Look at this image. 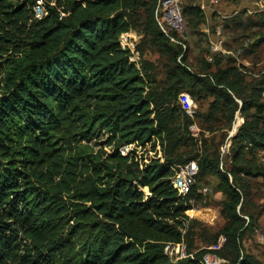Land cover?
<instances>
[{
	"label": "trees",
	"instance_id": "16d2710c",
	"mask_svg": "<svg viewBox=\"0 0 264 264\" xmlns=\"http://www.w3.org/2000/svg\"><path fill=\"white\" fill-rule=\"evenodd\" d=\"M156 1L149 35L171 45L170 85L160 89L121 44L142 0H45L41 18L35 0H0V264H202L208 248L189 244L194 258L178 261L164 252L167 242H190L200 194L180 166L192 160L196 177L216 176L225 196L228 248L220 255L264 264L243 244L255 225L244 215L247 178L264 177V165L246 157L264 149V81L247 93L230 55L192 71L186 39L162 30ZM184 13L205 19L199 6ZM184 88L212 96V107L233 118L241 111L231 167L216 150L176 153L193 124L178 104ZM96 144L110 150L96 152Z\"/></svg>",
	"mask_w": 264,
	"mask_h": 264
},
{
	"label": "rangeland",
	"instance_id": "374dc122",
	"mask_svg": "<svg viewBox=\"0 0 264 264\" xmlns=\"http://www.w3.org/2000/svg\"><path fill=\"white\" fill-rule=\"evenodd\" d=\"M35 15L41 18L47 14L45 0H35ZM183 10L186 6H198L200 0H180ZM28 4V2L26 3ZM25 6V5H24ZM152 2L151 0H142V4L135 9L131 15L132 27L122 36V44L136 49L139 53V69L143 74L148 75L149 85L154 89H160L170 85L168 69L171 66V55L169 52L170 44L167 46L155 45L150 31V16ZM220 10L224 14H233L237 11L238 15L233 19L223 20L218 15H214L210 21L203 20L195 15L184 13V31L187 41L185 50L188 51V65L195 73L201 74L205 70L204 60L209 52L212 41L217 39L216 28L219 24H223V36L226 40V48L234 50L243 46L245 53L244 61L247 64L245 71H239L242 76V82L247 90L251 92L253 86L264 81V3L263 0H221ZM156 10H159L156 1ZM149 11V12H148ZM159 12V11H158ZM163 26L168 30L166 19L162 15L159 16ZM164 20V22H163ZM209 32L211 34L209 35ZM230 61L222 59L221 68H227ZM213 66L210 70H214ZM3 73L0 75V78ZM2 82V81H1ZM1 86V83H0ZM264 86L261 85V87ZM1 91V89H0ZM182 92H188L186 88ZM196 104L195 117L190 118L196 124L199 132L198 137L187 135L185 140L176 153L182 154L184 157L192 156L216 150L221 156L222 165L229 168L232 166V138L237 133L236 115L243 118L241 111L236 112L234 118L228 111L223 108H214L212 103L214 98L206 95L197 99L191 95ZM241 101V100H239ZM264 101V96H262ZM242 102V101H241ZM181 108L182 104L179 103ZM254 112V109H250ZM244 119V118H243ZM261 128L264 130V119ZM192 136L193 139H190ZM95 151L110 148L104 145L94 146ZM162 160L165 159V153L161 152ZM247 158H253L257 163L264 165V149L259 148L252 153L246 155ZM244 176V175H243ZM191 186H197V194H200L193 201V212L188 222V232L190 234V242L192 250L208 248L212 251L227 253V238L221 233V230L228 224V219L223 211V200L225 196L216 190L215 186L218 182L216 176H208L199 180L197 177L189 179ZM248 188L244 200V215H253L255 220L254 228L249 230L244 236L243 244L245 250L252 254L260 262L264 263V246L257 242L255 229L264 228V177H248ZM209 187L210 190L204 192V188ZM147 190V189H146Z\"/></svg>",
	"mask_w": 264,
	"mask_h": 264
},
{
	"label": "built area",
	"instance_id": "2783aa9c",
	"mask_svg": "<svg viewBox=\"0 0 264 264\" xmlns=\"http://www.w3.org/2000/svg\"><path fill=\"white\" fill-rule=\"evenodd\" d=\"M159 5V10H157L158 15V21L162 28V30L169 35V33L174 30L177 31L181 36H185L186 33L184 31V14H183V8L181 5L180 0H157ZM221 0H200L198 3V6L200 8V11L202 14H204V17L206 21H210L209 19H212L214 15H218L223 20L233 18L238 14L237 11L233 12V14H224L219 6H220ZM264 3V0H263ZM159 11V12H158ZM162 15L165 21H167V25L170 27V29H166L162 21L159 20V16ZM164 22V20H163ZM223 24H219L216 28V36L217 39L215 41L211 42L209 52L206 55V59H208V62H213L216 55H230L233 57L235 64L240 68V70H244L247 64L244 61V53L245 48L243 46L237 47L234 50H229L226 48V40L223 36ZM211 32H209V35ZM122 36H125L124 34ZM122 36H121V44H122ZM172 40H175L173 37ZM123 47H127L122 44ZM129 47V46H128ZM130 48V47H129ZM131 49V48H130ZM132 56L131 61H134L139 65L140 56L136 49H131ZM245 71V70H244ZM264 96V94H263ZM180 101L182 104V107L184 111L188 114V116L192 119L195 117V102L194 99L191 97L189 92H182L180 94ZM191 135L193 137H198L199 132L198 128L195 123L191 124L189 126ZM160 155V154H159ZM160 157V156H159ZM181 173L185 174L189 179L196 178L199 172V164L197 160H192L184 165L180 166ZM210 190L209 187L204 188V192ZM255 235L257 242L264 246V228L255 229ZM165 254L172 260V261H178L187 257L194 258V253L189 252L188 244L186 241H183L181 243H173V242H167L165 243L164 247ZM201 263L202 264H230V261L221 256L218 252L208 250L203 253L201 257Z\"/></svg>",
	"mask_w": 264,
	"mask_h": 264
},
{
	"label": "water",
	"instance_id": "95a60500",
	"mask_svg": "<svg viewBox=\"0 0 264 264\" xmlns=\"http://www.w3.org/2000/svg\"><path fill=\"white\" fill-rule=\"evenodd\" d=\"M184 35L186 36L187 34L185 33ZM239 103L242 105L241 101H239ZM235 120H236L235 126H236V129H237L240 125L243 124L244 119L242 117H240L239 115H236Z\"/></svg>",
	"mask_w": 264,
	"mask_h": 264
}]
</instances>
